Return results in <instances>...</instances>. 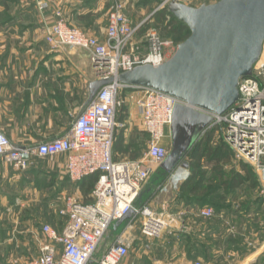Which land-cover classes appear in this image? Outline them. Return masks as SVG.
I'll list each match as a JSON object with an SVG mask.
<instances>
[{
  "label": "crops",
  "instance_id": "obj_1",
  "mask_svg": "<svg viewBox=\"0 0 264 264\" xmlns=\"http://www.w3.org/2000/svg\"><path fill=\"white\" fill-rule=\"evenodd\" d=\"M111 1L0 0V130L13 144L36 145L65 135L75 116L83 111L89 82L98 78L87 51L69 46L52 50L46 42L47 27L55 21L56 12L70 25L104 41ZM41 4L45 6L41 8ZM136 36L142 39L143 33ZM137 97L128 88L119 92L123 103L117 116H122L118 120L123 125L116 133L112 156L117 161L150 168L142 188L153 195L139 205H148L153 210L161 206L164 211H181L180 219H172L182 224L183 234L176 237L178 243L173 245L183 258L174 262L264 264V195L255 202L251 191L244 196L238 193L237 200L220 208L185 202L176 195L157 201L166 185L173 186L177 179L183 182L190 173L178 167L166 174L159 164L144 157L148 134L143 130ZM218 138L214 134L216 141ZM66 160V153L31 156L29 167L16 171L0 158V264H8L6 259L14 256L20 258L18 264L37 257L44 241L38 236L41 225L63 227L66 217L61 209L68 197L81 202L91 200L94 184L86 190L81 180L72 181L66 173ZM201 167L209 169L204 160ZM246 186L241 185L235 192L247 189ZM206 206L214 209L208 218L198 213ZM126 223V219L120 224L115 222L112 228L117 230L122 225V229ZM174 254L169 252L167 257H175Z\"/></svg>",
  "mask_w": 264,
  "mask_h": 264
},
{
  "label": "built area",
  "instance_id": "obj_2",
  "mask_svg": "<svg viewBox=\"0 0 264 264\" xmlns=\"http://www.w3.org/2000/svg\"><path fill=\"white\" fill-rule=\"evenodd\" d=\"M169 1L165 0L163 5ZM140 24H131L122 0H112L104 41L70 25L60 12H56L55 21L47 27L45 40L52 50L69 46L87 51L98 77L116 76L138 65H159L176 49L177 45L155 27H150L142 39H137ZM122 88L131 89L138 96L136 104L143 130L148 134L144 157L160 164L168 153L165 139L170 138L174 106L184 102L146 86L116 82L102 86L75 116L65 135L36 145L13 144L0 130V158L16 171L26 170L31 156L66 153V173L72 181L97 174L90 201L81 202L73 197L65 200L61 213L66 220L61 229L48 223L41 225L45 242L40 245L38 256L26 264H147L127 261L129 245L119 235L101 258L94 256L109 227L128 212L130 217L125 227L131 226L139 216L140 231L146 237H159L167 225L166 220L160 218L162 213L157 216L148 205L136 204L150 168L117 161L112 156L116 130L123 125L117 116L118 107L123 103L119 98ZM238 94V102L222 114L199 109L214 117L204 131L218 126L235 158L255 167L264 184V58L255 63L252 75L239 79ZM198 213L208 218L214 214V209L206 206ZM161 264L178 263L166 260Z\"/></svg>",
  "mask_w": 264,
  "mask_h": 264
},
{
  "label": "water",
  "instance_id": "obj_3",
  "mask_svg": "<svg viewBox=\"0 0 264 264\" xmlns=\"http://www.w3.org/2000/svg\"><path fill=\"white\" fill-rule=\"evenodd\" d=\"M166 7L187 25L188 36L159 65H138L89 82L83 110L102 86L114 82L154 88L183 101L174 106L171 148L159 164L170 174L178 167L188 168L184 157L214 121L199 109L219 115L238 102V81L252 75L262 54L264 0H218L198 7L170 0ZM129 217L130 212L116 224Z\"/></svg>",
  "mask_w": 264,
  "mask_h": 264
},
{
  "label": "trees",
  "instance_id": "obj_4",
  "mask_svg": "<svg viewBox=\"0 0 264 264\" xmlns=\"http://www.w3.org/2000/svg\"><path fill=\"white\" fill-rule=\"evenodd\" d=\"M153 19L156 23L155 28L156 26L163 24L162 27L164 30L161 32L160 29V32L164 37L170 38L172 36L175 37L178 42H181L189 34L187 25L175 18L165 5L154 13ZM144 27L146 26L141 25L137 32L140 33ZM120 118L122 119V116H118L119 120H121ZM118 129L116 130V133ZM214 134L219 135L217 141L214 139ZM228 153H231L232 155V151L224 141L218 126H215L209 131L207 130L204 135L194 143L184 157V161L188 164L187 169L189 170L190 175L181 183L178 198L185 202L209 204L213 205L215 208H220L227 203L216 202V196L218 193H221L223 190L228 192L231 191V199L234 200L238 196V193L236 194L235 192L236 188H240L241 185L244 184H247L246 187L249 189L250 187L256 186L257 179H255L256 176L254 170L246 161L238 159L236 160V164L232 165L234 166L233 168L230 167L229 170L225 169V163L230 161L229 157H227ZM202 160L206 162V165L208 164L209 169L201 167ZM96 178L97 174H92L81 180V182L86 185V190L90 189L91 185L95 183ZM253 178L255 181H252L251 184ZM83 184L82 186H84ZM205 188H207V190H205ZM152 195L153 192H143L142 188L136 199V204H144L145 202H148ZM222 198L223 197H221V199ZM261 199L259 200L255 198V202L261 201Z\"/></svg>",
  "mask_w": 264,
  "mask_h": 264
},
{
  "label": "rangeland",
  "instance_id": "obj_5",
  "mask_svg": "<svg viewBox=\"0 0 264 264\" xmlns=\"http://www.w3.org/2000/svg\"><path fill=\"white\" fill-rule=\"evenodd\" d=\"M165 0H154L149 2V0H122L123 4H124V8H125V14L127 15V17L129 18L131 24L133 26L140 24L141 25H145L146 27H144V29L142 31H140V33H145L147 29H149L150 27H155L156 23L155 20L153 19V15L156 11H158L159 8H162L164 5ZM185 4L194 6V7H198L200 6L202 3H214L218 0H179ZM43 4H41L40 6H42ZM166 6V4H165ZM139 26V27H140ZM161 26V27H160ZM160 26H156V28H158L159 30L161 29V32H163V24H161ZM143 37V36H142ZM170 39L174 42V44H178L180 42H178L175 37H170ZM264 58V52L261 54V57L259 58L262 59ZM165 144L167 146L168 152L171 148L170 145V138H166L165 139ZM146 144L143 143V150L145 149ZM232 151V150H231ZM227 157H229L230 161L225 163L224 167L225 169L229 170L230 167H234L232 166L235 163V156L232 155L231 153H228ZM232 157V158H231ZM236 164V163H235ZM252 169L254 170L255 173V179H257L256 181V186L254 187H250L245 189V187L241 190H239V192L237 191V193L241 194V196H244L246 193L249 194V192L251 191V193H253L254 197L257 199H261V196L264 195V184L263 182L260 180V177L255 169V167H253L251 165ZM255 179L253 178L251 180V184L252 181H255ZM177 182H174L173 186L171 185H166L161 193L157 196V201L160 203L161 200H166L168 198H170L171 196L176 195V197L178 196V194H176V191L180 192V186H181V182L182 180H175ZM144 188V186H143ZM205 190H207V188H205ZM231 191H225L223 190L221 193H218V195L216 196V202L218 203H230L231 202ZM221 197H223L221 199ZM237 200V198H236ZM139 206V203L137 204ZM63 208V207H62ZM153 210V209H152ZM157 216L159 214H163L160 218L166 220L167 225L165 226V228L163 229V231L161 232V235L159 237L156 238H151V237H146L144 235L141 234L140 231V227H141V217H137L135 219V222L132 223L131 226L129 227H124L121 229L122 225H120L117 230L112 228V225L109 227L108 231L104 234V236L102 237L101 241L98 244V249L95 253V258L99 259L103 256V254L106 252V249L108 248V246L112 243V241L114 240V238L116 236H122L125 240L126 243H128L129 245V258L132 260L134 259L135 262H140V263H147V264H161L162 262L168 260V259H172L174 260H179L181 261L183 258L182 253L178 252V249L176 250V247L174 246L176 243H178V241L176 242V237H180L181 234L183 233V228H182V224H178V222L174 221L173 219H180V217H182V213L179 209H174L173 211H164V208H162L161 206H159L158 208H156V210H153ZM168 212V213H167ZM17 214V213H16ZM18 216V215H17ZM173 218V219H172ZM173 220V221H172ZM169 221V222H168ZM178 224V225H177ZM50 225V224H49ZM38 236H40L41 238L44 239V241H42V243L45 242V238L43 237V234L41 233V231H38ZM173 236V237H172ZM175 236V237H174ZM174 239L175 242L172 243L171 240ZM173 241V240H172ZM41 243V244H42ZM40 244V245H41ZM172 244V246H170ZM174 244V245H173ZM40 248V246H39ZM169 252H174L176 254L175 257L169 258L167 257V254H169ZM38 256V255H37ZM36 258V257H33ZM32 258V259H33ZM19 257L14 256L12 258H8L6 259V263L8 264H18L19 262ZM31 260V259H29ZM27 260L26 263L29 261ZM176 261V262H179ZM180 263V262H179Z\"/></svg>",
  "mask_w": 264,
  "mask_h": 264
}]
</instances>
